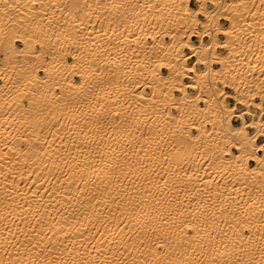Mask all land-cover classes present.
Instances as JSON below:
<instances>
[{
    "label": "bare ground",
    "instance_id": "obj_1",
    "mask_svg": "<svg viewBox=\"0 0 264 264\" xmlns=\"http://www.w3.org/2000/svg\"><path fill=\"white\" fill-rule=\"evenodd\" d=\"M263 103L264 0H0V264H264Z\"/></svg>",
    "mask_w": 264,
    "mask_h": 264
},
{
    "label": "rangeland",
    "instance_id": "obj_2",
    "mask_svg": "<svg viewBox=\"0 0 264 264\" xmlns=\"http://www.w3.org/2000/svg\"><path fill=\"white\" fill-rule=\"evenodd\" d=\"M191 5L192 6H195V4L192 2L191 3ZM221 23L224 25L225 24V21H223V20H221ZM219 37V39L220 40H222V36L221 35H219L218 36ZM194 41H197L198 40V38L197 37H195V36H193V38H192ZM205 40H207V38H204ZM219 51H223V49H219ZM189 51L187 50V49H184V53L185 54H187ZM192 59H190V60H188V62H190ZM224 90H226V91H231V89H229L228 87H224ZM228 102H229V104H232L233 103V100H231V99H226ZM264 104V103H263ZM237 107V109H241L242 107L241 106H239V105H237L236 106ZM245 119L246 120H249L250 118H249V116H245ZM231 122L233 123V124H238L240 121L236 118V117H232L231 118ZM249 132H251V129H249ZM263 140V137H259L258 138V142H260V141H262Z\"/></svg>",
    "mask_w": 264,
    "mask_h": 264
}]
</instances>
